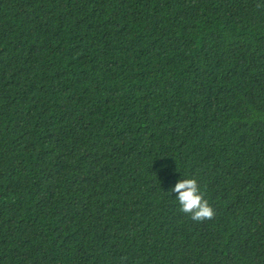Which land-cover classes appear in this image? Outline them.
I'll list each match as a JSON object with an SVG mask.
<instances>
[{
    "label": "trees",
    "instance_id": "obj_1",
    "mask_svg": "<svg viewBox=\"0 0 264 264\" xmlns=\"http://www.w3.org/2000/svg\"><path fill=\"white\" fill-rule=\"evenodd\" d=\"M0 264H264V0H0Z\"/></svg>",
    "mask_w": 264,
    "mask_h": 264
},
{
    "label": "clouds",
    "instance_id": "obj_2",
    "mask_svg": "<svg viewBox=\"0 0 264 264\" xmlns=\"http://www.w3.org/2000/svg\"><path fill=\"white\" fill-rule=\"evenodd\" d=\"M171 191L178 193L176 199L179 202L180 211L192 220L204 222L215 217V210L205 198L197 179H181Z\"/></svg>",
    "mask_w": 264,
    "mask_h": 264
}]
</instances>
